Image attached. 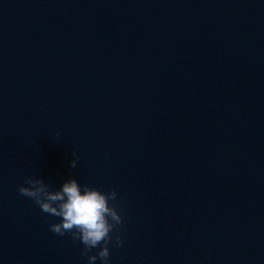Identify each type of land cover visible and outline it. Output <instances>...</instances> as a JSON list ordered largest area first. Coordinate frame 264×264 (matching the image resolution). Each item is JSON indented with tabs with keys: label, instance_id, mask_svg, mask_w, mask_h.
<instances>
[{
	"label": "water",
	"instance_id": "obj_1",
	"mask_svg": "<svg viewBox=\"0 0 264 264\" xmlns=\"http://www.w3.org/2000/svg\"><path fill=\"white\" fill-rule=\"evenodd\" d=\"M69 175L111 264H264V0H0V264H87L18 191Z\"/></svg>",
	"mask_w": 264,
	"mask_h": 264
},
{
	"label": "clouds",
	"instance_id": "obj_2",
	"mask_svg": "<svg viewBox=\"0 0 264 264\" xmlns=\"http://www.w3.org/2000/svg\"><path fill=\"white\" fill-rule=\"evenodd\" d=\"M72 155L75 158L70 166L75 168L79 157L75 152ZM18 191L42 212L58 218V222L49 225L51 232L59 236L67 234L74 242H80L83 245L81 255L87 258V264H111L110 249L123 245L120 229L124 218L115 189L103 191L81 184L69 175L55 188L42 178L27 176Z\"/></svg>",
	"mask_w": 264,
	"mask_h": 264
}]
</instances>
